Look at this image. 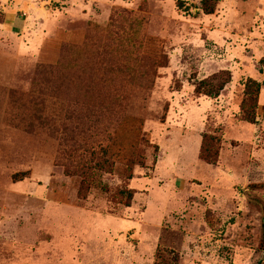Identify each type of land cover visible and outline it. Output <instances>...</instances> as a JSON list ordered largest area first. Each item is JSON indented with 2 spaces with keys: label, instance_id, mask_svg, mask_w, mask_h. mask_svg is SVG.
Listing matches in <instances>:
<instances>
[{
  "label": "rangeland",
  "instance_id": "374dc122",
  "mask_svg": "<svg viewBox=\"0 0 264 264\" xmlns=\"http://www.w3.org/2000/svg\"><path fill=\"white\" fill-rule=\"evenodd\" d=\"M200 1L0 0V264H264V0Z\"/></svg>",
  "mask_w": 264,
  "mask_h": 264
},
{
  "label": "trees",
  "instance_id": "16d2710c",
  "mask_svg": "<svg viewBox=\"0 0 264 264\" xmlns=\"http://www.w3.org/2000/svg\"><path fill=\"white\" fill-rule=\"evenodd\" d=\"M222 0H201L200 1V10L208 15L214 12L216 5ZM180 9H182V2L178 3ZM262 74L263 71L260 70ZM230 82V75L227 72H219L212 75L211 77L200 81L195 86V93L198 95H204L210 98H217L223 88ZM264 87V82L260 83L252 79L246 80L243 83V93L242 101L240 106V116L241 120L248 124L256 123V111L258 108V98L261 89ZM219 144L220 137L213 136L209 134L203 135L202 146L200 152V159L207 164H215L218 159L219 154ZM128 180L131 179V175L127 177ZM120 194L124 196L128 203L126 207H130L129 201L132 200V192L130 190H121ZM168 253L170 256H164L160 254L162 264H174L177 259L173 251H163ZM158 258V256H157Z\"/></svg>",
  "mask_w": 264,
  "mask_h": 264
}]
</instances>
